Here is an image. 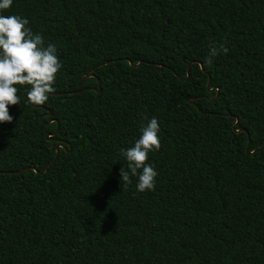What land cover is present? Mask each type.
<instances>
[{
  "label": "trees",
  "instance_id": "trees-1",
  "mask_svg": "<svg viewBox=\"0 0 264 264\" xmlns=\"http://www.w3.org/2000/svg\"><path fill=\"white\" fill-rule=\"evenodd\" d=\"M3 14L62 66L43 104L16 85L0 123V264H264V0H13ZM152 116L157 176L137 192L120 149Z\"/></svg>",
  "mask_w": 264,
  "mask_h": 264
},
{
  "label": "clouds",
  "instance_id": "clouds-1",
  "mask_svg": "<svg viewBox=\"0 0 264 264\" xmlns=\"http://www.w3.org/2000/svg\"><path fill=\"white\" fill-rule=\"evenodd\" d=\"M13 0H0V123L11 122L8 106L18 104L16 85H28L26 103L43 104L48 94L54 91L56 73L61 68L56 45L45 44L43 36L33 33L27 26L26 17L18 14L4 15ZM220 51L227 52L221 46ZM217 54L215 47L210 48L211 57ZM160 124L155 116L147 119L139 127V135L130 147L121 148L120 154L127 162L126 169L120 168L119 176L122 187L135 177L137 192L150 191L154 188L157 171L152 163L146 162L149 152L160 148Z\"/></svg>",
  "mask_w": 264,
  "mask_h": 264
},
{
  "label": "water",
  "instance_id": "water-1",
  "mask_svg": "<svg viewBox=\"0 0 264 264\" xmlns=\"http://www.w3.org/2000/svg\"><path fill=\"white\" fill-rule=\"evenodd\" d=\"M190 66H191V63L188 65V68H187V70H188V75H187V77H189V71H190ZM95 69V67L94 68H92V69H90V70H88V72L86 73V78L87 77H90V76H93V73H92V71ZM98 81H99V79H98ZM81 83H82V81H81ZM99 84H100V81H99ZM210 84H211V77H210V75H209V80H208V84H207V86L208 87H210ZM88 88H90V89H95L94 87H88ZM83 89H87L86 87L85 88H83ZM215 89V87H210V90H214ZM80 90H77V91H72V92H79ZM97 91H100V88L97 90ZM71 92V91H70ZM71 92V93H72ZM194 97H189L188 99L189 100H192ZM52 112L51 111H47V114H51ZM238 123V121H236V123L234 124V127L236 126V124ZM238 131H240V129H238ZM47 139H50L51 138V134H47ZM261 144H264V142H262ZM260 144V145H261ZM260 145H258V146H260ZM258 146H256L253 150H250V139L248 140V144H247V148H246V150H247V152L249 153V154H253L255 151H256V149L258 148ZM60 147H63V145L61 144V143H58L57 144V146H56V151H57V154H56V156H55V158L50 162V163H48L45 167H44V170L50 165V164H52L57 158H58V155H59V148ZM36 170V169H35Z\"/></svg>",
  "mask_w": 264,
  "mask_h": 264
}]
</instances>
